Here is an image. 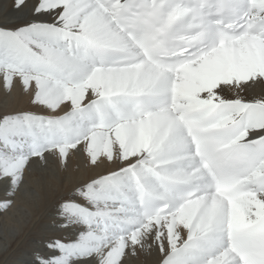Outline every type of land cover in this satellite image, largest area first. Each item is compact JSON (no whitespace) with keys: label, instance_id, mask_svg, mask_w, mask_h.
I'll use <instances>...</instances> for the list:
<instances>
[{"label":"bare ground","instance_id":"6f19581e","mask_svg":"<svg viewBox=\"0 0 264 264\" xmlns=\"http://www.w3.org/2000/svg\"><path fill=\"white\" fill-rule=\"evenodd\" d=\"M87 40L130 45L95 0H0V264H238L226 221L251 222L264 192L229 206L171 201L145 220L139 188L171 200L162 178L207 183L189 139L168 110L106 126L95 111L175 87L188 109L223 102L228 121L247 110L246 131L261 135L264 41L243 37L171 76L92 63Z\"/></svg>","mask_w":264,"mask_h":264}]
</instances>
